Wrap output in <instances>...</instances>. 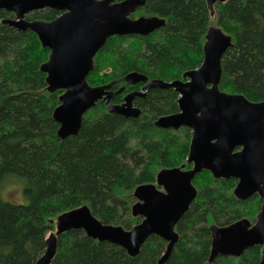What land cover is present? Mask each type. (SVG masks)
Wrapping results in <instances>:
<instances>
[{"label":"trees","instance_id":"16d2710c","mask_svg":"<svg viewBox=\"0 0 264 264\" xmlns=\"http://www.w3.org/2000/svg\"><path fill=\"white\" fill-rule=\"evenodd\" d=\"M139 14L163 18L165 26L148 37L108 39L93 58L88 86H105L131 72L165 83L184 80L183 74L202 62L213 20L232 43L220 63L219 90L253 103L264 101V0L216 3L212 16L205 0H145ZM58 15L44 9L26 20L51 21ZM12 17L0 11V187L12 177L21 179L26 201L11 204L0 198V264H33L55 231V219L70 210L86 206L102 224L131 230L141 220L130 213L134 189L156 184L162 169H190L191 132L155 127L157 118L178 111L177 95L160 87L141 95L139 84L132 101L140 110L138 118L108 111L99 102L82 118L77 136L58 139L52 113L62 91L49 93L39 69L49 51L33 33L1 24ZM117 87H112L114 106L122 103ZM191 183L197 195L175 226L178 241L164 264H258L260 246L238 258L209 261V227L240 219L253 223L261 199L237 200L234 179H214L207 171ZM165 248L162 239L151 236L132 258L120 247L71 230L57 236L51 264H156Z\"/></svg>","mask_w":264,"mask_h":264},{"label":"water","instance_id":"95a60500","mask_svg":"<svg viewBox=\"0 0 264 264\" xmlns=\"http://www.w3.org/2000/svg\"><path fill=\"white\" fill-rule=\"evenodd\" d=\"M0 0V11L13 14L4 19L20 32L34 33L43 49H48L47 61L40 66L49 93L62 91L52 119L58 125L57 137L64 140L77 136L82 118L97 103L104 102L108 111L125 117L138 118L140 110L133 106L135 93L126 95L123 104L111 103L115 94L109 89L123 82L117 93L126 86L143 83L144 91L152 87L172 89L177 95L175 114L157 118L153 125L163 130L187 128L191 132L186 164L191 168L162 169L155 177L156 184L136 187V203L130 208L133 217L141 221L131 230L105 225L98 221L88 207L82 206L59 215L55 231L45 239V251L33 264H51L57 248V236L71 230H81L99 243H109L136 257L141 246L151 236L166 243L156 264H164L178 241L175 226L188 211L197 192L192 180L201 171L214 179L237 181L233 195L244 201L257 195L262 203L254 223L240 219L228 226L211 225L210 258H238L251 247L260 246L258 264H264V101L253 103L241 94L220 91L221 60L232 46L230 37L219 28L208 27L202 47L200 65L183 74L182 82L152 81L131 72L105 86L90 87L86 77L93 69V58L111 37L137 35L146 37L165 26L163 18L130 15L145 0ZM213 15L216 3L228 0H205ZM50 9L62 12L50 22L28 21L30 13Z\"/></svg>","mask_w":264,"mask_h":264},{"label":"rangeland","instance_id":"374dc122","mask_svg":"<svg viewBox=\"0 0 264 264\" xmlns=\"http://www.w3.org/2000/svg\"><path fill=\"white\" fill-rule=\"evenodd\" d=\"M210 21H211L210 22V27L217 28L216 27V22L215 21L213 22V20H210ZM174 81H176V80H174ZM181 81L182 82H186L187 80L184 79V80H181ZM143 88H145V87H143ZM145 92L146 91H143V94H145ZM178 98L179 97L177 95V100H178ZM122 104H123V101H122V103L120 105H122ZM166 116H168V115H166ZM4 184L5 185H2L0 187V198H1L2 201L7 202V203H11V204L24 203L26 201V199L24 198L23 193H22L24 182L21 179H17L16 177L15 178L12 177V178L8 179ZM20 187H21V192H20ZM125 216H126V212H123V217H125ZM255 219H256V216H255L254 220L252 221L253 223L255 222Z\"/></svg>","mask_w":264,"mask_h":264},{"label":"flooded vegetation","instance_id":"af4514ba","mask_svg":"<svg viewBox=\"0 0 264 264\" xmlns=\"http://www.w3.org/2000/svg\"><path fill=\"white\" fill-rule=\"evenodd\" d=\"M98 1H100V0H98ZM122 1H124V0H119V1H116V0H113L112 1V3H120V2H122ZM145 4V3H144ZM144 8V6H142V7H139L138 9H136V11L134 12V13H132L131 15H130V18L131 19H137L138 17H148V16H144V15H141V14H139V12L142 10ZM42 10H44V9H42ZM42 10H39V11H42ZM39 11H36V12H39ZM53 11H55V10H53ZM2 12H5V11H2ZM36 12H33V13H36ZM57 13H59V15L60 14H62V12H58V11H56ZM5 13H7V12H5ZM10 14V13H9ZM12 14V13H11ZM31 14V13H30ZM29 14V15H30ZM13 15V14H12ZM58 15V16H59ZM28 16V15H27ZM57 16V17H58ZM14 17V16H13ZM13 17L12 18H3V19H1V21L2 20H4V19H13ZM56 17V18H57ZM152 17V16H151ZM25 20H26V16H25ZM54 20V19H53ZM34 21V20H33ZM52 21V20H51ZM45 22H50V21H45ZM1 24H2V22H1ZM4 25H7V24H4ZM7 26H9V25H7ZM9 27H11V26H9ZM11 28H13V27H11ZM13 29H15V28H13ZM15 30H17V29H15ZM17 31H19V30H17ZM30 32V31H29ZM24 33V32H23ZM32 33V32H31ZM155 33V32H154ZM34 34V33H33ZM35 35V34H34ZM150 35H152V34H150ZM149 35V36H150ZM36 36V35H35ZM132 36H137V35H130V36H122V37H132ZM139 37H142V36H139ZM146 37H148V36H146ZM110 39V38H109ZM48 50V49H47ZM49 51V50H48ZM118 81H119V79H117ZM116 80V81H117ZM118 84V87H117V89L119 90L121 87H123L124 86V83L123 82H118V83H116V84H114V85H112L111 86V88L109 89L111 92H113V93H116L115 91H116V89H112V87L113 86H115V85H117ZM141 84H143V83H140V85ZM138 85L139 84H136V85H133V86H126L125 88H124V90L121 92V93H118V94H121V95H123L122 96V101H123V98L126 96V95H128V94H131V93H134V91H135V89H136V87H138ZM143 87H145V85L143 84L142 86H140V88H139V91H138V93L139 94H141V95H144L143 94V91H144V88ZM141 92V93H140ZM177 131V130H176ZM236 181V180H235ZM236 183H237V181H236ZM261 203H262V201H261ZM261 205V204H260ZM260 208V207H259ZM216 226H219V227H223V225H217V224H215ZM211 241V240H210ZM249 249V248H248ZM247 250V249H246ZM245 250V251H246ZM244 251V252H245ZM243 252V253H244Z\"/></svg>","mask_w":264,"mask_h":264},{"label":"bare ground","instance_id":"6f19581e","mask_svg":"<svg viewBox=\"0 0 264 264\" xmlns=\"http://www.w3.org/2000/svg\"><path fill=\"white\" fill-rule=\"evenodd\" d=\"M129 191V190H128Z\"/></svg>","mask_w":264,"mask_h":264}]
</instances>
